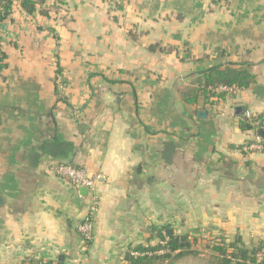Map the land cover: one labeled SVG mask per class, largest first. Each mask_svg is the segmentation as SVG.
Listing matches in <instances>:
<instances>
[{"label":"crops","instance_id":"obj_1","mask_svg":"<svg viewBox=\"0 0 264 264\" xmlns=\"http://www.w3.org/2000/svg\"><path fill=\"white\" fill-rule=\"evenodd\" d=\"M0 46V264H127L153 228L264 244V153L245 150L264 124L241 129L264 120V0H16ZM226 63L255 83L186 103ZM60 165L98 180L87 246Z\"/></svg>","mask_w":264,"mask_h":264},{"label":"trees","instance_id":"obj_2","mask_svg":"<svg viewBox=\"0 0 264 264\" xmlns=\"http://www.w3.org/2000/svg\"><path fill=\"white\" fill-rule=\"evenodd\" d=\"M16 0H0V23L4 22L12 13L13 4ZM22 9L28 14L36 12L38 3L46 0H19ZM1 49V46H0ZM154 51L155 47L149 48ZM5 55L0 51V70L6 67ZM61 75V71L58 70ZM256 81L255 76L249 71V65L245 64H220L199 73L195 77L194 86L186 94V103L198 104L210 103L211 99L226 100L231 93L218 92L220 86L234 88L235 90L249 89ZM66 86V82L63 80ZM264 120L261 118L241 122V129L249 131L263 127ZM153 237L148 246L139 245L131 250L127 264H177L189 257L200 255L197 249L204 246L212 252L210 264H264V244L246 247L240 237L227 240L223 237L203 242L192 235L175 236L168 235L165 229H152ZM157 240V244L151 245ZM261 255V260L258 256ZM23 264H44L37 261H29Z\"/></svg>","mask_w":264,"mask_h":264},{"label":"built area","instance_id":"obj_3","mask_svg":"<svg viewBox=\"0 0 264 264\" xmlns=\"http://www.w3.org/2000/svg\"><path fill=\"white\" fill-rule=\"evenodd\" d=\"M65 90V88H63ZM218 92H226L235 94L237 90L230 87L220 86L215 89ZM245 150L249 153H264V138L258 137L254 142L245 145ZM56 174L63 180L70 182L74 187L85 189L88 193V210L82 223L78 225V233L85 246L93 241L94 221L100 210V199L97 195V178L89 176L85 170L77 168L73 165H60L56 168ZM136 255V254H133ZM261 260V255L258 256ZM47 264H60L58 261H52Z\"/></svg>","mask_w":264,"mask_h":264},{"label":"rangeland","instance_id":"obj_4","mask_svg":"<svg viewBox=\"0 0 264 264\" xmlns=\"http://www.w3.org/2000/svg\"><path fill=\"white\" fill-rule=\"evenodd\" d=\"M197 249L200 252L198 257H189L177 264H210L212 261V252L209 249H205L204 246H200Z\"/></svg>","mask_w":264,"mask_h":264},{"label":"water","instance_id":"obj_5","mask_svg":"<svg viewBox=\"0 0 264 264\" xmlns=\"http://www.w3.org/2000/svg\"><path fill=\"white\" fill-rule=\"evenodd\" d=\"M199 116L200 117H206V114L204 113V112H200L199 113ZM259 135H260V137H263L264 138V129H260L259 130ZM84 191H86L85 189H84ZM87 192V191H86Z\"/></svg>","mask_w":264,"mask_h":264}]
</instances>
